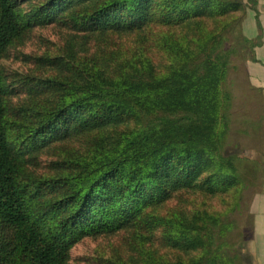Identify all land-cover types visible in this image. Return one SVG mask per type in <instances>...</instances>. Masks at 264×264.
<instances>
[{
    "label": "trees",
    "instance_id": "1",
    "mask_svg": "<svg viewBox=\"0 0 264 264\" xmlns=\"http://www.w3.org/2000/svg\"><path fill=\"white\" fill-rule=\"evenodd\" d=\"M23 3L0 0V62L35 17L80 41L37 90L49 96L30 109L24 150L9 138L14 93L0 69V264H68L83 237L130 228L142 243L162 235L136 264H247L241 220L264 166L235 153L246 126L235 132L226 86L233 56L246 62L256 46L243 1L49 0L36 16ZM243 118L257 133L259 119ZM42 148L56 161L36 182L26 169Z\"/></svg>",
    "mask_w": 264,
    "mask_h": 264
},
{
    "label": "rangeland",
    "instance_id": "2",
    "mask_svg": "<svg viewBox=\"0 0 264 264\" xmlns=\"http://www.w3.org/2000/svg\"><path fill=\"white\" fill-rule=\"evenodd\" d=\"M23 1V10L34 16L44 14L46 5L49 2V0ZM244 5L247 9L248 6ZM33 9L36 11L33 12ZM39 19L40 17H35L33 22L37 23L26 39L11 47L7 56L0 62V69L5 79L4 83L14 93L7 100L9 138L16 147L23 150L26 144L31 143L27 140L28 133L26 129L29 124L33 126V122H36L30 109L39 105L36 101L43 104L42 100L45 94L43 91L40 93L37 90H42L44 86H48L47 81L51 77L63 72L58 65L59 59L57 58L64 56L66 42L74 40L78 45L77 42L80 41V38L73 37L70 29L53 23L42 24V22H38ZM218 21L219 19H213L211 22L214 24ZM247 56L250 58L251 55L246 54ZM232 60L235 62L236 70L230 71L226 86L233 95V128L235 132H238L246 126L245 130L247 132L236 135L239 141L240 138L243 139L240 149L235 153L240 157L258 161L261 165L264 161L260 139V134L264 130V106H262L259 97L248 82L246 64L249 60L246 62L241 59L238 60L237 56H233ZM45 96H49V94L47 93ZM244 116L249 120V124L259 119V129L262 130L260 134L251 129V125H247L243 121ZM261 116L263 118L260 119ZM240 123L242 126H240ZM20 130L24 132L21 139L18 137V131ZM80 145V142H77L71 144V147L79 148ZM51 153L50 148H42L36 150L29 157L30 160L26 170L36 176L33 179L34 181L44 182L49 180L51 162L56 161L50 155ZM47 183L50 186L52 185L50 181ZM170 205L165 206L160 212H166L165 210ZM214 205L217 206V211H221L224 207L222 198L215 199ZM241 234L243 238L246 237V230H242ZM161 238L162 235L157 230L151 236V240L146 242H161ZM147 243L139 242L137 234L132 228L110 235L86 236L72 245L68 264H136L135 260L139 255L140 247ZM146 248H149V245Z\"/></svg>",
    "mask_w": 264,
    "mask_h": 264
},
{
    "label": "crops",
    "instance_id": "3",
    "mask_svg": "<svg viewBox=\"0 0 264 264\" xmlns=\"http://www.w3.org/2000/svg\"><path fill=\"white\" fill-rule=\"evenodd\" d=\"M242 1L248 6L241 24L242 33L247 39L256 42L252 59L246 64V73L250 86L264 106V0ZM259 130L258 134L262 131ZM260 139L264 160V130L260 134ZM241 224L242 230H246V237L242 241L246 263L264 264V182L260 192L252 198Z\"/></svg>",
    "mask_w": 264,
    "mask_h": 264
}]
</instances>
